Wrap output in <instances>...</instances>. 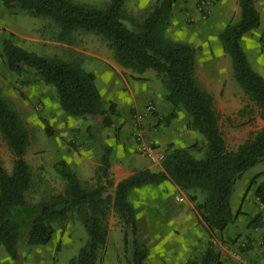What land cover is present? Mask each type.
<instances>
[{
  "label": "trees",
  "instance_id": "1",
  "mask_svg": "<svg viewBox=\"0 0 264 264\" xmlns=\"http://www.w3.org/2000/svg\"><path fill=\"white\" fill-rule=\"evenodd\" d=\"M3 1L8 8L20 7L49 17L60 28V40H71L79 29L93 31L110 41L123 66L138 72L155 70L166 88V101L185 108L191 117L189 126L206 140L203 157L195 156L186 146L167 147L162 170H136L116 185L110 175L109 147L102 154L98 182L93 187L84 186L67 160L60 159L55 166L67 181L65 191L31 204L26 194L34 185V173L25 157L31 131L13 103L0 94V133L15 156L12 172L0 163V243L10 255L20 260L22 239L28 244H47L55 231L54 222L76 212L89 236L70 264H100L98 252L107 242V213L111 205L123 225L124 249L130 264H149L146 261L149 251L139 240V224L129 194L134 188L168 178L187 191L194 201L199 193L203 194V200L196 202L202 220L210 229H224L233 217L231 196L237 180L247 169L264 160V127L237 149H228L214 97L201 88L196 78V48L166 35L176 0H156L142 18L128 14L126 0H110L105 7L75 0ZM238 1L240 18L227 24L221 37L232 58L236 80L264 115V75L254 69L241 44L244 34L260 26L261 14L255 0ZM3 49L9 69L18 74L31 71L52 84L68 114L115 113L113 103L109 107L104 105L96 73L85 69L80 62L39 54L10 38H4ZM110 115L104 118V124H110ZM46 131L53 133L50 126ZM112 187H115L114 194L106 195ZM255 192L264 204V182L258 184ZM263 222L264 214L260 212L249 225L260 226ZM207 249L216 255L213 247ZM20 264L23 263L20 261Z\"/></svg>",
  "mask_w": 264,
  "mask_h": 264
},
{
  "label": "rangeland",
  "instance_id": "2",
  "mask_svg": "<svg viewBox=\"0 0 264 264\" xmlns=\"http://www.w3.org/2000/svg\"><path fill=\"white\" fill-rule=\"evenodd\" d=\"M75 1L98 7H105L110 2V0ZM155 1L126 0L125 9L129 15L142 18L152 8ZM202 1L176 0L165 32L169 37L189 43L196 48L197 69L195 74L197 81L202 89L213 95L215 107L220 117V127L227 147L234 150L251 135L264 127V115L261 108L248 96L239 83L233 88L234 103L231 100L224 107L225 92L230 87L227 76L228 74L231 76L234 74V68H232V61H226L224 57L218 55L220 44L225 50L221 37L224 28L220 25L218 16L213 21L208 22L212 9L218 0H209L205 5ZM229 4L231 15H229L228 19L223 20L222 24L224 27L237 21L241 14V8L238 14L236 6H232L231 0H229ZM255 5L262 14L259 26L261 29L259 27L257 29V39H259L260 46L264 49V0H255ZM59 32L60 28L47 16L37 15L20 7L8 8L5 4L0 6V94L13 103L31 131V141L26 152L27 157L25 155L34 173V185L26 194L31 204H37L49 199L55 193L65 191L67 181L57 171L55 164L60 159L73 161L78 155H82L63 153L67 152V150H75L80 145V125L87 124L89 121H93V124H95L97 120H103V129H105L107 135L108 131H113L116 135L120 129L118 123L122 121V118H118L120 114L117 110V103L113 100L103 102L106 107L113 103L115 113L108 112L100 116H72L62 108L57 90L52 84L39 79L31 71L18 74L9 69L3 49L4 38H10L16 44L39 54L59 56L68 61H78L87 70L92 69L88 67L90 63H95L91 67H94V69L96 67L98 71L100 66L104 70L107 69L103 61L95 60L97 55H104L105 57L111 55L113 60L115 59L120 64V68H127L118 61L112 44L103 35L79 29L72 34L71 40L63 41L59 39ZM250 49L247 46L245 47L248 56L253 60L254 55H252ZM209 55H213V58H216L217 55V60H209ZM214 66L223 67L226 71H229L228 74H225V78H221L217 87L216 83L206 76V72ZM110 67L112 69L113 66L110 65ZM114 69L118 70L117 68ZM157 76L166 94L163 81L158 74ZM100 78L97 80V84L99 88L103 87L104 91H106L109 80H107L108 78L105 74L102 76L100 74ZM113 92L112 94H115V90ZM119 95L120 97L123 96ZM149 102L152 101H148L145 108ZM137 112V110L131 111L134 126H136L137 118L135 114ZM141 113L144 121L146 111L144 110ZM107 114H111L109 117L110 124L108 125L104 124V118H106ZM172 114H174L172 119H176L178 126H187V129H184V134L178 144L171 141L168 147L186 146L195 153V156L203 157L206 140L199 131L189 126L191 117L188 111L183 107L175 106ZM170 118H166V120L169 121ZM232 123H236L235 133L230 130V127L233 126ZM47 126L52 128V134H48L46 131ZM249 126H251L250 130ZM131 127L130 125V130ZM239 134L243 135L239 137ZM51 137L55 138L57 145L62 142L65 151H62L59 146H55L54 142L50 146ZM136 140V143L140 144V140ZM65 155L70 158H65ZM133 157L135 158L136 155L133 154ZM14 160V153L0 133V163L9 172H12ZM72 161L70 162L71 164L67 162L78 176L76 161L74 163ZM101 161L102 156L100 157V164L96 167L92 176H88L84 180L79 178L84 186L93 187L97 184V172ZM141 167L144 166H135L133 168L134 172L140 170ZM110 175L113 178L111 170ZM260 182H264V160L247 169L242 177L237 180L231 196L232 204H235L236 209H233L232 220L224 229H210L202 220L201 214L196 208V202L203 200V194L199 193L197 201H194L191 199L190 194L180 188L171 178L157 184H147L134 188L129 194V199L135 208L139 223V240L149 251L147 263L172 264L170 260L172 251L176 255L174 258L178 259L177 255H180L184 264L193 262L190 261L194 255L191 246L194 244L195 239L198 238L197 236L202 234L196 233V228L198 227L205 234L206 245L204 248L213 247L216 251L215 254L219 255L216 258L218 260L221 258L227 264H238L242 260L241 257L236 255L240 252L248 251L250 246H252V237L245 233L246 222L244 221L247 220L248 216L252 219L256 215L253 216V213L245 211L243 203L251 201L253 204L252 208H258L264 214V204L260 202L256 192L251 199L248 196L256 191ZM114 190L115 187L108 188L105 194L113 195ZM178 194L184 195L185 200L179 201L176 197ZM243 196L244 198H242ZM108 206L107 223L109 234L106 245L98 252V260L100 264H130L124 249L123 225L113 207L111 205ZM163 207L165 208L162 209ZM189 218H192L193 225L196 224L194 227L187 226ZM54 226L53 237L47 244H28L24 239L20 241V248L26 259L35 250H43L47 253L49 264H70L71 258L76 256L80 248L85 244L89 236L88 231L76 212H71L62 221H55ZM263 226L264 222L262 225L255 227L261 228ZM248 229H252L251 226ZM202 238L198 239V243H200ZM261 243L264 244L262 241ZM197 246L199 245L195 243L194 248ZM234 257H237V259ZM175 264H177V261Z\"/></svg>",
  "mask_w": 264,
  "mask_h": 264
},
{
  "label": "crops",
  "instance_id": "3",
  "mask_svg": "<svg viewBox=\"0 0 264 264\" xmlns=\"http://www.w3.org/2000/svg\"><path fill=\"white\" fill-rule=\"evenodd\" d=\"M232 6L235 7L238 11V14L240 13V5L238 0H231ZM4 5V1L0 0V6ZM6 6V5H5ZM229 0H218L216 5H214L212 9V14L208 20V22L213 21L216 16H218V21H220V25L222 28L223 26V20L228 19L229 15L231 13L229 12ZM260 11V10H259ZM261 14V13H260ZM262 16V14H261ZM263 26V23H262ZM260 28V27H259ZM251 30L244 34L241 39V44L245 50V47L247 46L251 51L252 55H254L253 60L248 56L247 51L245 50L250 63L254 67L255 70L260 72L264 75V49L260 46V41L257 39V29ZM261 29V28H260ZM219 45V44H218ZM218 47V46H217ZM215 47V48H217ZM220 52L218 55L220 57H224L226 61L231 62L232 58L230 59V55L228 52L222 48V45H219ZM256 52V53H255ZM257 54V55H256ZM256 55V56H255ZM209 60H217L216 58H213V55L208 56ZM259 58V59H258ZM97 61H103L104 64H106L107 69L104 70L101 66L98 69H94L95 63L89 64L88 67L92 68L91 71H94L97 75V80L100 78V74L106 75L107 80H109L108 88L106 91H104L103 87L100 88L102 100L103 101H110L113 100L117 103V110L120 115H118V118L121 119L118 123L120 129L118 130L119 133L116 135L114 132L108 131L105 132V129H103V120H97V123L93 124V121L87 122V124L80 125V145L76 147L78 150H67L63 148L64 144L61 142V144L57 145V141L54 137H51V143L49 145H53V142L55 146H59L60 149L64 154H82L78 155V157L75 160H71L72 163L77 164V172L80 179L84 180L87 179L88 176H92V174L95 172L96 167L100 164V157L104 153V149L106 147H109L111 149L110 158H111V166L110 170L112 171V176L115 181V185L123 180L124 178L131 175L134 170L133 168L135 166H144L141 167V169H150L152 171H160L163 169L161 162H155L152 161L151 158H149L146 153L140 150V144H137V140L135 137V124L133 123L131 111H138L136 114H142V111H146L145 105L148 101H152L155 104L156 110L154 113H147L146 111V118L144 119V124L146 127V133L144 137V142L154 146L155 151H165V149L168 147V144L173 141L175 143L180 142V138L184 134V129H187V126L179 125L176 122V119H172L174 114L172 112L175 109V105L171 104L166 101L165 99V93L163 86L161 85L160 79L157 76V72L151 68L143 71L138 72L134 71L130 68H120V64L113 58L111 55H108L105 57L104 55H97L95 60ZM94 60V62H95ZM197 61V60H196ZM111 66L114 68H117L118 70H115L113 67L111 69ZM123 67V66H122ZM233 68V63H232ZM197 67L195 68L196 72ZM90 70V69H89ZM98 72H97V71ZM123 70V71H122ZM155 71V72H154ZM229 71H226L223 67H211L207 72L206 76L207 78H210L212 82L216 83V87L219 85L221 78H225V74H228ZM228 74L229 79V85L230 87L225 92V100H224V107L227 106V103L231 100H233L232 103H234V86L238 83L234 77V74L232 76ZM101 79V78H100ZM150 80V81H149ZM104 81V79H102ZM153 82V83H151ZM113 90H115V94ZM107 92V93H106ZM123 95L120 97V95ZM123 98V99H122ZM135 114V115H136ZM171 114V118H170ZM116 117V116H114ZM166 118H170L169 121L166 120ZM164 120V121H163ZM75 123V121H74ZM124 123V124H123ZM233 126L230 127L232 130V133H235L234 130H236V123H232ZM130 125L131 130H130ZM249 126V130H250ZM108 130V129H107ZM245 130V131H249ZM106 133V134H105ZM243 134H239L238 136H242ZM238 140V139H237ZM103 146V147H102ZM81 151V152H80ZM133 154L136 155V157H133ZM27 157V155H26ZM117 157V158H116ZM65 158H70L68 155H65ZM72 158V157H71ZM69 163L70 160H67ZM71 164V163H70ZM179 195V194H178ZM177 195V196H178ZM176 196V197H177ZM249 199L255 196V191L253 194L248 195ZM247 196V197H248ZM244 198V196L242 197ZM182 202V201H181ZM232 204V200H231ZM244 209L247 212H250L253 216L260 211L258 208H252L253 204L251 201H245L243 203ZM235 204H232V208L235 210ZM163 207L162 209H164ZM233 210V211H234ZM248 214V213H247ZM243 220V219H242ZM251 217L248 216L247 220L244 222L246 225V232L248 235L252 237V246H250V249L248 251H243L242 253H238L236 256L241 257L240 262L242 264H264V244L261 243V241L264 243V226L259 227H251L252 229H248L250 226ZM188 227H194L192 218H189L187 220ZM139 224V223H138ZM195 229V228H194ZM197 234H200L197 236L198 238L195 239L194 244L196 243L197 246L194 248V244L191 246V249L193 250V256L192 260L193 262H196L198 264H227L224 259L218 258L219 255H214L212 253L208 252V249L204 248L206 245L205 240V234L202 230H199L198 227ZM200 237H203L198 243V239ZM216 253V251H215ZM175 253L172 251V254H170V260L172 264H175L177 261V264H184L182 262V259L180 258V255L178 259H175L174 255ZM25 254L22 253L21 250V258L15 259L10 255V253L7 251L5 246L0 243V264H20V261L23 264H49L47 257V253L43 250H35L34 252L30 253L28 255V259L25 258ZM224 256V254H223ZM235 258V257H234ZM237 259V257L235 258ZM240 259V258H239ZM179 260V261H178ZM179 262V263H178ZM240 262L238 264H240ZM187 264V262H186Z\"/></svg>",
  "mask_w": 264,
  "mask_h": 264
},
{
  "label": "built area",
  "instance_id": "4",
  "mask_svg": "<svg viewBox=\"0 0 264 264\" xmlns=\"http://www.w3.org/2000/svg\"><path fill=\"white\" fill-rule=\"evenodd\" d=\"M209 0H203L202 3L204 5L208 2ZM156 110L155 104L153 102H149L146 106V111L147 113H154ZM137 120H136V131H135V137L136 139L140 140V150L145 152L149 158H151L152 161L155 162H162V160L165 157V152L164 151H155L154 146L152 147L151 145L147 144L144 142V137L146 133V127L143 121V114H136L135 115ZM177 199L179 201H184L185 196L184 195H178ZM263 204V203H262Z\"/></svg>",
  "mask_w": 264,
  "mask_h": 264
}]
</instances>
